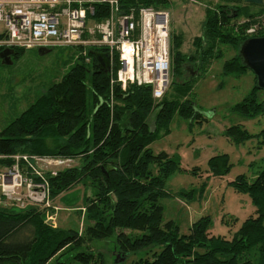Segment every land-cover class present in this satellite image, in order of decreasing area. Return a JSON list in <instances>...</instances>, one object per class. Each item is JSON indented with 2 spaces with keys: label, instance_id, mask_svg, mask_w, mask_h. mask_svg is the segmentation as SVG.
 <instances>
[{
  "label": "trees",
  "instance_id": "1",
  "mask_svg": "<svg viewBox=\"0 0 264 264\" xmlns=\"http://www.w3.org/2000/svg\"><path fill=\"white\" fill-rule=\"evenodd\" d=\"M121 2L129 10L157 8L168 0ZM231 19L228 13L207 12L204 35L195 41L202 58L200 65L203 59L220 57L215 56L220 44L237 52L250 38L237 35ZM180 47L181 43L175 49L177 67L183 61ZM4 50L0 48V54ZM14 51L12 59L24 50ZM112 70L100 73L96 60L82 59L0 132V156L11 164L9 157L19 153L80 162L56 175L46 174L50 198L56 199L80 183L93 191L92 197L86 198L82 234L51 228L36 209L20 210L0 204V264H48L63 251L66 254L54 264H66L62 258L74 252L73 259L80 264H106L103 254L83 249L108 239H115L121 254L116 264H123L130 256L139 257L130 264H264V165L253 181L241 175L231 183L236 192L248 194L256 208L255 215L232 238L212 235L210 216L193 221L186 235L180 234L173 220H164L161 201L170 195L167 180L182 169L178 159L164 152L154 154L151 145L170 134V123L177 113L187 119L203 117L188 99L197 78L175 87L174 98L168 99L167 93L164 101L157 103L151 86L130 84L123 91L119 85H112V72L115 75L118 70L116 61ZM247 71L238 54L224 66L225 76H240ZM261 94L264 91L257 89L255 78L254 88L233 107L234 112L248 119L264 116ZM225 136L237 145L254 138L264 145V130L251 135L241 125H234ZM209 168L213 176L227 175L231 168L228 155L212 157Z\"/></svg>",
  "mask_w": 264,
  "mask_h": 264
},
{
  "label": "rangeland",
  "instance_id": "2",
  "mask_svg": "<svg viewBox=\"0 0 264 264\" xmlns=\"http://www.w3.org/2000/svg\"><path fill=\"white\" fill-rule=\"evenodd\" d=\"M157 8L170 15L172 66L168 99L175 97V87L184 86L197 78L198 82L194 84L188 99L194 102L195 112L203 116L187 119L177 113L170 123V134L151 145L154 154L164 152L169 157L178 159L182 169L167 180L166 187L170 195L161 201L165 208L164 220L165 222L173 220L179 227L180 234L186 235L189 234L193 221L210 216L211 234L230 239L240 226L256 213L250 196L236 192L231 183L241 175L247 176L249 181L256 178L264 165V145L256 138L237 145L225 136V132L234 125H241L249 134H258L264 130V116L248 119L233 110V107L241 103L255 86L252 71L240 76L224 75L225 63L237 54L235 49L220 44L215 48V56L220 57H215L212 61L203 59L200 65L201 56L195 41L204 35L209 10L219 13L222 9L230 8L239 9L240 18L231 19L237 35L243 34L248 38L264 36V3L250 4L244 0L239 3L223 0H168L166 5H158ZM106 15H109L107 10H102L100 16ZM242 27H245L243 31ZM180 43L179 51L183 61L177 67L175 49ZM47 50L49 52L45 54L39 49L24 50L19 57L12 60V64L0 63V132L45 94L52 84L58 83L75 64L84 58L94 62L95 57L90 51L97 52L94 49L88 51L86 47L66 46ZM86 51L89 53L88 57ZM187 66L192 67L198 74L192 75ZM90 67L92 68L91 65ZM261 98H264V94H261ZM153 122L154 118L151 120L152 126ZM223 154L229 157L230 171L225 176H213L210 173L209 160ZM16 156L35 155L19 153ZM0 160L3 161L0 172L13 165L12 162L4 161L6 159L1 156ZM35 165L41 173L48 174L65 167L79 166L80 162L76 160L64 166L55 164L49 166L35 162ZM92 195V189L84 183L64 193L56 199V204L62 208L58 212V217L57 208L52 203L51 207L44 208L43 205H31L29 202L31 206L27 209L33 208L42 212L45 221L49 217L53 218L54 226L51 227L53 229H72L82 234L86 218V198ZM26 234L29 235V231ZM83 250L103 254L106 264H116V260L122 259L116 249L115 239L95 241L90 245V249L86 246ZM76 253L66 255L62 260L66 264H80L73 259ZM65 254L66 251L59 252L58 257L53 258L48 264H54L57 258ZM137 258L139 257L130 256L123 264H130Z\"/></svg>",
  "mask_w": 264,
  "mask_h": 264
},
{
  "label": "built area",
  "instance_id": "3",
  "mask_svg": "<svg viewBox=\"0 0 264 264\" xmlns=\"http://www.w3.org/2000/svg\"><path fill=\"white\" fill-rule=\"evenodd\" d=\"M102 10L109 15L100 16ZM0 27V48H104L111 56V71L114 62L118 64L112 85L123 91L130 84L151 86L155 101L163 100L170 87V15L164 10H127L121 0H0ZM9 159L12 167L0 172V204L20 210L33 204L51 207L46 174L35 162L49 166L73 162L41 156ZM53 220L49 217L47 223L54 226Z\"/></svg>",
  "mask_w": 264,
  "mask_h": 264
},
{
  "label": "water",
  "instance_id": "4",
  "mask_svg": "<svg viewBox=\"0 0 264 264\" xmlns=\"http://www.w3.org/2000/svg\"><path fill=\"white\" fill-rule=\"evenodd\" d=\"M238 1V0H228ZM248 3L262 4V0H247ZM42 54L49 52L47 49H39ZM15 54L14 49L6 48L1 54L0 59L3 64H12V58ZM238 57L242 65L254 73L256 77V87L264 91V37H251L244 41L238 48ZM97 62L98 72H111V56L108 52H93L92 54ZM198 74V72L196 73ZM264 113V103L262 105Z\"/></svg>",
  "mask_w": 264,
  "mask_h": 264
},
{
  "label": "flooded vegetation",
  "instance_id": "5",
  "mask_svg": "<svg viewBox=\"0 0 264 264\" xmlns=\"http://www.w3.org/2000/svg\"><path fill=\"white\" fill-rule=\"evenodd\" d=\"M223 1H228V0H223ZM243 0H238V1H232V2H242ZM246 3H248L247 2V0H244ZM263 1V0H262ZM264 3V2H263ZM262 3V4H263ZM251 4V3H250ZM262 4H257V5H262ZM230 13V17L231 18H236L237 16H239V9L237 10V9H222L221 10V13L222 14H227V13ZM255 37H264V36H258V35H256ZM187 70L192 74V75H194V74H196L197 72H194V70L192 69V67H189V66H187ZM255 77V76H254ZM256 78V77H255Z\"/></svg>",
  "mask_w": 264,
  "mask_h": 264
},
{
  "label": "crops",
  "instance_id": "6",
  "mask_svg": "<svg viewBox=\"0 0 264 264\" xmlns=\"http://www.w3.org/2000/svg\"><path fill=\"white\" fill-rule=\"evenodd\" d=\"M62 195H63V194H62ZM60 196H61V195H60ZM60 196H59V197H60ZM57 198H58V197H57ZM57 198H56V199H57ZM56 199H52V198H51V202H50V204L52 203V204L57 208V217H58V212H59L60 210H62V208H61L59 205L56 204ZM52 201H53V202H52ZM55 204H56V205H55ZM55 207H54V208H55ZM56 208H55V209H56Z\"/></svg>",
  "mask_w": 264,
  "mask_h": 264
}]
</instances>
